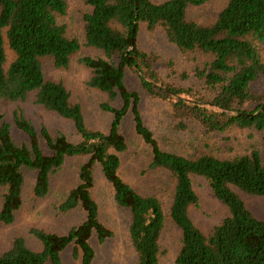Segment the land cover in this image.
<instances>
[{"label": "trees", "instance_id": "trees-1", "mask_svg": "<svg viewBox=\"0 0 264 264\" xmlns=\"http://www.w3.org/2000/svg\"><path fill=\"white\" fill-rule=\"evenodd\" d=\"M210 0H84L83 40L70 37L61 21L66 0H0V224H10L22 204L27 178L35 198L45 197L53 177L69 159L78 160L75 184L58 204L60 212L82 210L84 219L66 233L32 227L38 249L16 236L0 251V264H65L69 247L77 264H94L99 244L112 231L99 219L91 195L96 174L111 185L115 204L129 211L128 236L134 264H160L167 222L179 231L174 264H264V219L246 207L239 192L264 197V159L257 148L231 157L213 153L184 155L163 149L139 109L140 94L128 88L127 73L140 88L164 101L183 126L196 122L211 133L232 129L264 131V0H227L210 24L187 17V8ZM159 30L182 54L204 56L193 75L200 88L165 81L155 67L157 55L138 45L140 27ZM99 51L79 59L89 69L87 85L102 92L101 108L112 114L107 131L91 129L81 106L59 80L46 78L43 59L66 68L80 48ZM10 51V56L7 53ZM32 102L69 121L76 139L37 129L20 103ZM121 99V105L115 102ZM130 114L134 132L149 147L147 167L171 181L168 206L154 193L141 192L121 175L129 145L123 122ZM14 127L21 139L14 138ZM200 177L228 213L209 232L193 222L189 210L198 197L192 178Z\"/></svg>", "mask_w": 264, "mask_h": 264}, {"label": "rangeland", "instance_id": "rangeland-1", "mask_svg": "<svg viewBox=\"0 0 264 264\" xmlns=\"http://www.w3.org/2000/svg\"><path fill=\"white\" fill-rule=\"evenodd\" d=\"M68 9L61 21L66 25L67 35L83 40V15L90 10L84 0H66ZM160 2L163 0H153ZM227 0H210L200 6L187 8V17L201 24H210ZM138 45L146 51L157 55L155 67L165 81L181 87L200 88V81L194 77V68L202 65L204 56L182 54L172 43L168 42L159 30L147 31L142 25L138 36ZM10 56V51L7 50ZM99 51L82 46L72 56L66 68H56L51 60L43 59V71L48 79L61 81L70 93L72 102L81 106L84 121L91 129L107 131L112 114L101 108L106 96L87 85L89 69L79 59L83 56H97ZM264 56V51H263ZM128 88L140 94L139 109L146 125L152 130L160 146L168 151L193 155L197 153H213L221 157H231L249 152L253 148L260 150L264 159V131L253 129H232L222 133L207 132L196 122L184 120L183 126L179 120L172 117L169 105L149 97L141 88L137 76L127 73ZM121 105V99L115 106ZM24 114L32 120L35 127L45 126L50 133L62 132L68 139L77 136L72 124L60 118L55 113L32 102V98L20 103ZM12 104H6L0 109L9 117ZM123 129L129 145L123 156L121 177L141 192L156 194L167 207L170 201L171 181L165 173L151 170L147 167L149 147L135 134L131 115L123 122ZM15 139H21V134L12 127ZM78 160L69 159L62 170L52 179L48 194L43 198H35L32 194V179H26L22 191V204L15 213L10 224H0V251L8 248L12 239L22 236L27 245L38 249L39 242L30 234L32 227L48 232L64 234L67 230L79 224L85 217L82 210L60 212L58 204L65 197L67 190L75 184V172ZM197 194V204L190 207L189 214L194 224L203 232H209L225 217L228 210L213 194L207 182L200 177L192 178ZM3 188H0V204ZM91 195L98 204L100 221L112 231V236L103 243L92 240L96 256L94 264H134L135 251L128 236L130 214L128 210L119 208L114 200L111 185L98 172L96 182L91 189ZM246 207L254 216L264 219V197L248 195L239 192ZM179 244V231L167 222L161 237L162 256L160 264H174L175 252ZM65 264H77L71 256L68 247L62 254Z\"/></svg>", "mask_w": 264, "mask_h": 264}]
</instances>
